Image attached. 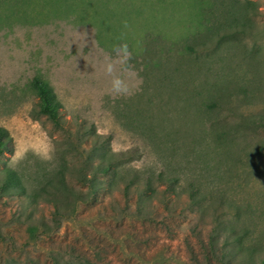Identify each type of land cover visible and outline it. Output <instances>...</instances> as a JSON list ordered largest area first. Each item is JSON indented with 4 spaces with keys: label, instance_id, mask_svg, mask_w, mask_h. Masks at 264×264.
Masks as SVG:
<instances>
[{
    "label": "rangeland",
    "instance_id": "374dc122",
    "mask_svg": "<svg viewBox=\"0 0 264 264\" xmlns=\"http://www.w3.org/2000/svg\"><path fill=\"white\" fill-rule=\"evenodd\" d=\"M109 62L126 91L112 90ZM35 75L53 88L68 131L38 112ZM76 123L111 136L118 166L96 199L39 239L28 215L49 219L52 205L0 194V264H52L55 252L203 264L210 236L230 264H264V0H0V126L12 137L0 173L15 169L30 192L61 156L94 164L89 141L69 138ZM148 176L152 197L140 204Z\"/></svg>",
    "mask_w": 264,
    "mask_h": 264
},
{
    "label": "trees",
    "instance_id": "16d2710c",
    "mask_svg": "<svg viewBox=\"0 0 264 264\" xmlns=\"http://www.w3.org/2000/svg\"><path fill=\"white\" fill-rule=\"evenodd\" d=\"M30 86L33 89L34 95L37 98V110L39 113L47 117L56 127L63 130H67L62 125L59 109L61 102L56 97L53 88L47 81L40 76H33L30 79ZM68 133L71 134L72 141L81 145L85 141H89L90 148L88 151V157L97 158L94 164H89L90 158L82 160L78 165L69 167L68 161L64 156H61L60 167L55 172L42 179L40 187H33L30 192L27 191L26 184L22 180L19 172L15 169L5 166L0 173V194H18L21 195L26 201L30 209L35 208V204L38 203L37 198H41L43 201L52 205V210L49 215V219H33L28 215V221L26 224V230L30 238L39 239L40 234L47 235L51 231L56 232L61 226L62 220L70 217L72 213L76 211L77 203L85 202L88 200L96 199L97 192L101 189L102 176L113 174L115 168L119 164L118 153H113L109 149L110 135L98 134L94 129L93 124H74V129ZM68 138V139H69ZM12 152V137L8 131L0 126V156L4 153ZM67 175H70L75 179L79 185H84L85 189L79 186H74L67 182ZM160 175L157 179H160ZM143 190L138 192L137 197L140 199L138 203L142 204V197L150 199L152 194H149L147 190L151 188V180L148 177L143 178ZM139 181L135 182V185L139 186ZM133 184V181L131 182ZM136 186V187H137ZM124 186L123 193H126ZM152 190V189H151ZM47 193V196L45 195ZM163 203H167L165 199ZM198 199L193 192V189L188 190V203L193 205L197 203ZM217 240L210 236L208 241L204 243L201 241V248L203 253V264H213L217 261L219 264H230L231 258L227 256L229 250H225L224 246L221 248L216 247ZM71 259L64 260L63 255L59 252H55L52 256V264H96V261H91L86 255L82 253L73 252L70 254ZM193 263L198 262L196 255L192 256Z\"/></svg>",
    "mask_w": 264,
    "mask_h": 264
},
{
    "label": "clouds",
    "instance_id": "9594fccd",
    "mask_svg": "<svg viewBox=\"0 0 264 264\" xmlns=\"http://www.w3.org/2000/svg\"><path fill=\"white\" fill-rule=\"evenodd\" d=\"M117 51H123L124 52V55L120 58V63L121 64H124L127 62L128 58H129V53L127 52V45L126 44H122L120 46L119 49H117ZM105 71L106 73H108L110 76H112V79H111V88L114 92L116 93H120V92H123V91H126V87L122 81V79L118 76V75H113L114 73V65L113 63L109 62L106 64L105 66Z\"/></svg>",
    "mask_w": 264,
    "mask_h": 264
}]
</instances>
